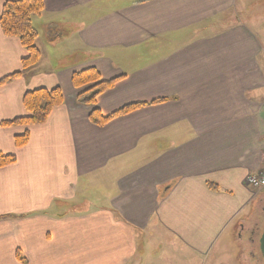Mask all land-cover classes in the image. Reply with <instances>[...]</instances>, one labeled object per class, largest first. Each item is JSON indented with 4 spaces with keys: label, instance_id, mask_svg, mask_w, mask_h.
Listing matches in <instances>:
<instances>
[{
    "label": "crops",
    "instance_id": "1",
    "mask_svg": "<svg viewBox=\"0 0 264 264\" xmlns=\"http://www.w3.org/2000/svg\"><path fill=\"white\" fill-rule=\"evenodd\" d=\"M42 2L35 66L21 69L26 51L0 29V79L21 72L0 86V124L26 116L28 91L63 95L41 125L0 126V152L16 157L0 168V264H143L148 232L190 262L243 264L247 222L253 237L264 220V189L245 185L263 167L257 25L235 0ZM87 68L120 78L96 100L103 116L165 102L95 126L72 85Z\"/></svg>",
    "mask_w": 264,
    "mask_h": 264
},
{
    "label": "trees",
    "instance_id": "2",
    "mask_svg": "<svg viewBox=\"0 0 264 264\" xmlns=\"http://www.w3.org/2000/svg\"><path fill=\"white\" fill-rule=\"evenodd\" d=\"M43 11L42 0H5L0 15V29L7 38H16L26 51V57L21 60V69L25 70L35 66L40 59V51L36 45L37 31L31 20ZM21 72H16L0 79V86L16 81ZM120 78L103 81L96 69L87 68L76 72L72 76V85L78 90L77 102L91 107L88 120L95 126H104L111 120L130 114L131 112L150 105L161 104L162 100H154L149 104H131L118 111L103 116L96 107L97 98L111 89ZM63 104V95L59 88L50 90L39 88L24 94L22 105L26 116L1 122L2 128L15 126H37L43 124L53 109ZM29 141V134L14 137V146L23 148ZM16 162L14 155H4L0 152V168L13 165ZM210 188H214L210 186Z\"/></svg>",
    "mask_w": 264,
    "mask_h": 264
},
{
    "label": "rangeland",
    "instance_id": "3",
    "mask_svg": "<svg viewBox=\"0 0 264 264\" xmlns=\"http://www.w3.org/2000/svg\"><path fill=\"white\" fill-rule=\"evenodd\" d=\"M235 2L236 8L238 9L237 13L242 21H244L249 27L257 25V27H254L253 29L258 30L256 33L260 40H263L264 42V0H235ZM87 202L90 201L87 200ZM83 206L86 207V203L82 204V207ZM252 225V221L249 220L246 227L247 231L243 233L241 239L242 248H244V250L241 252L243 255L241 262H244L243 264H264L259 251V238L264 226V220L260 222V229H257L256 234L253 237H250V233H254V231H251ZM251 239L252 243L249 244ZM143 242V247H145L146 251V257L143 264H215L214 260H212V257L206 261H202L203 256H199L197 260L193 258V262H190V257L188 254H186L184 251H180L179 247L169 246L164 242L163 234L161 235L160 233L149 234L148 232ZM160 243H163L161 248L159 247ZM213 255H215L214 252L212 253V256ZM219 264L234 263L231 260V257H229L226 260L224 258L222 262H219Z\"/></svg>",
    "mask_w": 264,
    "mask_h": 264
},
{
    "label": "built area",
    "instance_id": "4",
    "mask_svg": "<svg viewBox=\"0 0 264 264\" xmlns=\"http://www.w3.org/2000/svg\"><path fill=\"white\" fill-rule=\"evenodd\" d=\"M263 167L256 173L250 174L245 179V184L253 189L264 188V152L262 153Z\"/></svg>",
    "mask_w": 264,
    "mask_h": 264
},
{
    "label": "water",
    "instance_id": "5",
    "mask_svg": "<svg viewBox=\"0 0 264 264\" xmlns=\"http://www.w3.org/2000/svg\"><path fill=\"white\" fill-rule=\"evenodd\" d=\"M259 251H260L261 257L264 261V226L262 228V233H261L260 238H259Z\"/></svg>",
    "mask_w": 264,
    "mask_h": 264
},
{
    "label": "flooded vegetation",
    "instance_id": "6",
    "mask_svg": "<svg viewBox=\"0 0 264 264\" xmlns=\"http://www.w3.org/2000/svg\"><path fill=\"white\" fill-rule=\"evenodd\" d=\"M250 240V239H249ZM252 241V240H251Z\"/></svg>",
    "mask_w": 264,
    "mask_h": 264
}]
</instances>
